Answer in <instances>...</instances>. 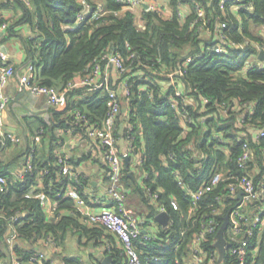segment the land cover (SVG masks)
<instances>
[{
	"label": "trees",
	"instance_id": "1",
	"mask_svg": "<svg viewBox=\"0 0 264 264\" xmlns=\"http://www.w3.org/2000/svg\"><path fill=\"white\" fill-rule=\"evenodd\" d=\"M83 1L91 10L86 9ZM101 1L28 0L27 5L24 0H0V25L8 23V29L1 37L14 36L16 26L29 23L36 39L34 42L24 40V43L34 66L33 81L59 92L66 91L77 76L88 75L104 55L116 52L122 55L127 70L121 76L113 75L109 85L117 90L122 110H128V122L133 125L131 130H126L125 138L133 136L135 153L142 151L143 160L136 168L142 177L140 182L139 175L138 179H131L130 167L124 169L125 197L134 193L141 196L142 206H148L150 210L136 216L145 215L148 221L156 216L149 190L152 194L159 193L160 200L166 205L170 198H175L181 207L180 212L170 211V219L175 223L158 230L156 240L145 243L142 238L136 244L143 252V264H155L145 253L159 256L161 264H186L189 245L194 233L200 230V222H187L190 198L179 186L174 173L179 171L189 183L195 180L191 166L195 161L189 160L194 148L222 158L224 154L217 150L216 141L207 145L216 134H222L225 139L232 140L228 146L236 157L241 152L236 139L244 133L243 141L248 142L252 150L248 172L256 185L264 183V137L259 142L252 138V133L264 130V68L248 69L247 66L255 59L258 46L264 47V39L252 30V27L264 26V0H168L170 16L151 9H142V15L138 16L126 10L119 0ZM15 6L23 11V16L11 20L4 11L7 13ZM99 9H103L104 14L92 20L91 15ZM82 12H86V18L78 24ZM221 33L227 37L225 40L219 39ZM246 41L249 43L243 49L233 45ZM218 43L224 47L221 53L216 52ZM173 73L175 84L170 79ZM124 82L128 83L129 96L122 93ZM177 87L185 91L181 100H188L186 108L193 118L191 123L182 122L177 110L169 103L175 99ZM108 99L103 89H69L64 107L50 106L51 124H42L37 132V136H47L50 140L45 159H37V146L31 140L24 160L25 166L29 158L31 167L26 168L22 178L13 179L7 170L0 169V174L7 180L6 185L0 187V264L14 258L27 262L37 252H47L48 248L40 242L48 238L56 251L64 249L70 233L79 235L80 239L86 237L96 246L105 241L104 254L112 255V264H127L121 248L105 227L95 225L97 228L89 229L82 224L83 219L74 210L72 200L56 198L60 188L57 180L67 179L59 174L62 152H55L57 145L54 146V142L62 144L64 140L56 136L57 130L72 131L74 135L89 139L87 126L77 117L86 116L91 124L101 126L108 111ZM205 99L210 103L205 104ZM235 103L252 106L246 113L245 125L236 113L227 118L222 114L220 107L223 104L233 108ZM182 108L180 105V111ZM203 118H206L204 122ZM116 135L121 138L119 131ZM9 145L14 144L9 141L6 146ZM69 162L73 166L72 160ZM103 163L108 170L107 164ZM228 166L234 173L243 174L235 160ZM37 177L42 180L40 192L32 190ZM73 185L88 204L94 203L86 189L89 185L86 176L80 175ZM43 191L57 199L59 208L65 211L57 222L49 221L40 206L37 195ZM223 192L225 196L222 185L207 196L199 208V212L208 216L214 209H219L216 217L219 229L234 207L228 200L226 205L215 200ZM187 226L191 230L178 247L181 229ZM12 233L17 234V240L14 245H9L7 239ZM215 236L207 237L202 243L206 251L215 249ZM236 262L237 259L228 256L223 264ZM45 264L56 263L50 259ZM61 264L101 262L96 255H91L89 262L82 257H64ZM247 264H264V236L261 241L256 238L250 241Z\"/></svg>",
	"mask_w": 264,
	"mask_h": 264
},
{
	"label": "built area",
	"instance_id": "2",
	"mask_svg": "<svg viewBox=\"0 0 264 264\" xmlns=\"http://www.w3.org/2000/svg\"><path fill=\"white\" fill-rule=\"evenodd\" d=\"M29 5L28 0H24ZM125 5L126 10H130L136 13V9H144V4H148L151 10L157 11L155 8V0H119ZM87 10H91L90 6L83 1ZM159 12V11H158ZM90 13V12H89ZM104 14L103 9H99L91 15L92 20L99 19ZM138 15V14H137ZM202 15V14H201ZM139 16V15H138ZM86 18V12H82L78 18V24L84 22ZM8 29V23L0 25V35L4 34ZM227 37L224 34L219 35L220 40H225ZM249 43L246 41L243 44H234L240 49L245 48ZM224 51V47L218 43L216 52L221 53ZM264 52V47L258 46V53L254 60L247 63L248 69L252 68H264V61L259 58V54ZM6 54L0 49V145L6 146L10 141L14 145L22 143V139L16 134L8 131L5 126V112L8 106L11 104V98L7 95L6 88L9 81L14 77L16 69L10 64L4 63ZM127 68L122 55L119 52L104 55L99 61H97L92 67L90 73L86 76H77L69 87L64 92H59L54 88L38 85L33 81L34 66H29V74L21 77L20 84L23 92H29L34 97L45 95L48 98L49 106L60 107L64 104L66 95L69 89L89 88L90 90L103 89L108 94V111L101 126L91 124L90 120L86 116L78 115L77 119L84 122V126H87L86 136L94 143L99 145L103 161L108 166V183H107V196L110 200L109 207H98L96 203L88 204L84 197L81 196L77 188L73 185V182L78 181L81 174L74 171L73 166L70 164V158L67 154L62 153L59 157V174L67 177L58 179L57 183L60 188L57 190L56 198L70 199L73 201V208L79 214L84 222H88L93 225H99L105 227L109 232L115 234L120 241L121 250L126 257L127 264H143L142 255L136 244L144 238L145 243L156 240L158 229L154 233L152 229L156 226L155 221L150 219L146 220V216H136L129 213L126 206L125 194L127 191L124 188L122 179L124 177V169L127 167V161L125 156L121 152L120 139L123 137L124 141L128 144V151L130 154H135V147L132 145L133 136H127L125 138L126 130H131L133 125L129 122L125 123L123 134L120 139L117 138V131L121 126V114L122 106L120 102V95L116 89H112L110 80L113 75L125 74ZM175 73L170 74L172 84H175ZM122 93L125 96L130 95L128 83L121 84ZM185 91L179 87L175 91V99L169 100V103L177 110V113L181 116L182 122L185 124L193 122L192 116L189 114L186 108L188 100L184 99ZM205 104L210 103L208 99H205ZM236 104V103H235ZM180 105L183 106L180 111ZM188 105V104H187ZM251 105H235L233 108H228L226 104H223L220 108L224 118H227L232 113H236L241 124L245 125L246 113ZM206 119V118H205ZM202 119V122L205 121ZM121 122V123H120ZM43 133V132H42ZM41 133V134H42ZM74 135L72 131H67ZM76 136V135H74ZM82 140H86L84 136H81ZM246 134L242 133L241 137L236 139L237 143L241 145V152L234 157L233 151L229 148L228 143L232 140H227L222 134H216L212 139L207 142L210 145L213 141L217 143V150L221 151L224 156L219 158L217 155H208L201 149L194 148L192 154L189 157L190 162L193 163V175L195 180L191 183L187 182L181 177L179 171L174 175L178 178V184L181 188L185 189L190 198V207L188 209L187 222L191 221L196 223L200 222V230L194 233L190 242V250L186 256V264H218L219 251L216 247L217 233L219 231L220 223L216 220L219 214V209H214L210 216L206 213L199 212L200 204L205 200L207 196L216 192L220 186H224V192L218 194L215 200L223 205H226L227 200L229 203H234V207L229 213V226L225 232L226 239V257L231 256L237 259L236 264H247L248 251L250 247V241L257 239L261 241L264 236V183L256 185L253 178L248 172L249 162L252 158L251 146L248 142L243 141ZM264 137V130L252 133L254 142H259ZM88 139V140H89ZM235 160L238 165L239 171L243 174L238 175L228 166L231 161ZM141 155L138 156L137 163H142ZM31 160L28 158L22 177L26 168L30 169ZM21 177V178H22ZM145 177L147 175L145 174ZM7 183L3 174H0V187H4ZM54 182L50 183L51 188ZM41 192L37 195L40 201V206L46 214V218L49 221H59L64 212L60 209V202L46 193ZM242 195L240 196V194ZM149 199L156 207L158 213L167 212H180V204L175 198H170L168 205L160 200V194H152L149 190ZM213 206V205H211ZM210 205L208 204L209 208ZM174 220L169 219L167 227L174 225ZM153 225V228H151ZM165 227V228H167ZM147 233H144V231ZM191 230L190 226L181 229V242L178 247L181 246L184 236ZM215 236L214 238V250L206 251L202 246V243L209 236ZM17 240V234H11L7 243L14 245ZM40 244L45 245L47 248H54V243L48 238ZM155 264H161L162 259L159 256H152L145 253ZM50 260L46 252H37L34 256L29 258L26 262L21 258H14L9 262H3L2 264H45ZM179 263V260H176ZM224 263V260L221 264Z\"/></svg>",
	"mask_w": 264,
	"mask_h": 264
},
{
	"label": "crops",
	"instance_id": "3",
	"mask_svg": "<svg viewBox=\"0 0 264 264\" xmlns=\"http://www.w3.org/2000/svg\"><path fill=\"white\" fill-rule=\"evenodd\" d=\"M4 15L11 20H18L22 18L23 11L18 6H15L7 11V13L4 11ZM165 16H170L168 7L165 8ZM15 31L14 36L10 35L8 37V35H4L6 37L2 38V35H0V49L6 54L4 63L10 64L16 69L14 77L9 81L6 88L7 95L11 98V104L5 112L4 121L6 129L19 136L22 139V143L19 146L0 145V169L7 170L6 172L13 179H19L23 174L25 154L30 149L31 140L37 146V159L43 160L47 156V151L51 145L49 137H39L37 136V132L42 124L47 123L50 125L53 116L47 96L42 95L36 98L29 92L23 94L24 92L21 90L20 79L22 76L30 73L29 66L32 65L24 40H32L34 42L36 34L29 23L16 26ZM63 107L62 105L58 108ZM128 120L129 112L126 108H123L121 122L127 123ZM56 136L62 138L64 142L62 144L61 142H54V146L57 145L55 152H65L70 160H72L74 171L88 178L89 185L86 189L91 197V201L96 203L98 207H109L110 200L106 192L108 170L102 161V152L99 145L92 140H82L79 135L74 136L64 133L61 129L57 130ZM121 152L127 161L125 166L127 168L130 167L129 175H131V179H138L139 172L136 171L137 159L142 154V151L133 155L130 154L128 144L125 142L121 146ZM138 180L139 182L142 181L141 175H139ZM32 190L35 192L42 190L41 178L37 177L36 185ZM155 212L156 216L160 214L157 210ZM155 223H157L155 224L157 228L154 226V229H152L154 233L157 229L165 228L158 222L155 221ZM82 224L89 229L97 228L93 224L84 222V220ZM151 228H153V225ZM109 233L114 237L117 247L121 248L117 236L112 232ZM105 246V241L100 246H96L93 241L88 242L86 237L80 239L79 235H72L70 233L64 249L56 251V248H48L46 254L56 264H61V260L64 257H82L85 261L89 262L91 255H96V258L101 255L105 256Z\"/></svg>",
	"mask_w": 264,
	"mask_h": 264
},
{
	"label": "water",
	"instance_id": "4",
	"mask_svg": "<svg viewBox=\"0 0 264 264\" xmlns=\"http://www.w3.org/2000/svg\"><path fill=\"white\" fill-rule=\"evenodd\" d=\"M144 8L147 10L149 8V5L148 4H144ZM259 58L264 61V52H261L259 54ZM23 94H25V91H24ZM124 125H125V123L123 121L121 123L120 130H119L120 135L123 134ZM124 143H125V141H124V138L122 137L120 139V145L122 146V145H124ZM241 195H242V193L240 194V196ZM169 219H170L169 214L167 212H163V213H160L157 216H155L154 221L158 222L163 227H167ZM228 226H229V216L226 215L224 217V222H223L221 228L219 229V231L217 233L216 247H217V249L219 251L218 264H221L223 262V260L225 259V256H226V248H225L226 239H225L224 235H225V232H226ZM144 233H147V231L145 230ZM98 259L100 260L101 264H112V262H113L112 255H108V256L101 255V256L98 257Z\"/></svg>",
	"mask_w": 264,
	"mask_h": 264
},
{
	"label": "rangeland",
	"instance_id": "5",
	"mask_svg": "<svg viewBox=\"0 0 264 264\" xmlns=\"http://www.w3.org/2000/svg\"><path fill=\"white\" fill-rule=\"evenodd\" d=\"M97 2L101 3L102 1L97 0ZM167 4H168L167 0H155V8L162 15L165 14V8L168 7ZM135 11L139 16H141L143 13V10H141V9H136ZM252 30H253L255 35L264 39V26L252 27ZM126 205H127V210L132 215H138L144 211L149 212V210H150V207L142 206L141 196H139V194H137V193H134V194L126 197Z\"/></svg>",
	"mask_w": 264,
	"mask_h": 264
}]
</instances>
